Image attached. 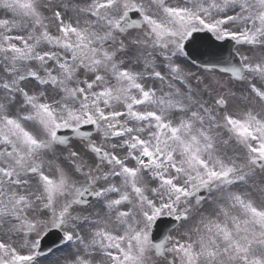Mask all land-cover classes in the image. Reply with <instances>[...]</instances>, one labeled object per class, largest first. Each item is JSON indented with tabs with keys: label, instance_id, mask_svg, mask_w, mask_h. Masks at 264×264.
Masks as SVG:
<instances>
[{
	"label": "snow or ice",
	"instance_id": "6c2138e0",
	"mask_svg": "<svg viewBox=\"0 0 264 264\" xmlns=\"http://www.w3.org/2000/svg\"><path fill=\"white\" fill-rule=\"evenodd\" d=\"M0 264H264V0H0Z\"/></svg>",
	"mask_w": 264,
	"mask_h": 264
}]
</instances>
